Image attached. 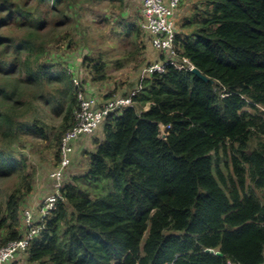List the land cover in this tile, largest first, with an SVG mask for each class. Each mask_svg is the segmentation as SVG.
<instances>
[{
	"label": "trees",
	"instance_id": "1",
	"mask_svg": "<svg viewBox=\"0 0 264 264\" xmlns=\"http://www.w3.org/2000/svg\"><path fill=\"white\" fill-rule=\"evenodd\" d=\"M84 1L0 0V179L18 177L0 188V246L22 237L34 188V170L16 147L21 130L53 128L37 102L63 114L51 171L75 124L77 88L67 68L46 58V40L72 24L62 32L67 41L79 24L69 13L82 17ZM104 1L123 14V0ZM198 3L180 24L177 51L214 82L168 66L145 76L133 104L106 116L93 147L76 157L75 141L96 129L74 139L56 208L42 222L32 209L43 228L9 264L24 256L28 264H264V0ZM8 23L25 29L13 36ZM122 27L133 33L137 59L144 29ZM104 67L89 65L91 81L105 79ZM44 80L60 84L46 90ZM33 109L32 123L23 120ZM161 124L170 126L165 139Z\"/></svg>",
	"mask_w": 264,
	"mask_h": 264
},
{
	"label": "rangeland",
	"instance_id": "2",
	"mask_svg": "<svg viewBox=\"0 0 264 264\" xmlns=\"http://www.w3.org/2000/svg\"><path fill=\"white\" fill-rule=\"evenodd\" d=\"M198 1L199 0H181L175 17L176 24L178 25L177 30L180 33H182L179 28L180 24L190 15L193 5L199 6ZM78 4L79 3H76L77 7ZM118 4V2L110 3L104 0H89V2L85 0L82 5L84 8L80 11L82 17H77V15L69 13V16L74 18V21L79 22L76 30H73V33L67 39L70 43V47H66L67 41L62 38V32L69 28H73L72 24L68 26H66L67 24H60L62 28L59 30V34L51 31L53 35L50 39L46 40L48 46L46 58L56 63L54 69L67 68L73 82L77 81L79 86L84 89L86 93L96 97L106 98L109 97L108 95L110 93L115 96L130 92L136 86L142 68L154 60H157V58L149 54V50H146V48H144L141 52L142 54L135 59L132 53V51L135 50L131 38L133 33L126 35L125 32L121 31L124 24L134 22L141 24V18H143L141 11L142 0H123V8L121 9L123 10V14L121 15ZM56 20L57 18L54 19V21ZM18 26L17 23H8L5 28V33H10L13 36L22 33L25 27ZM144 32L145 34L143 33L139 42L143 41L146 43L150 40V34L146 31ZM47 35L48 33L44 37L46 38ZM84 59L88 60L84 61ZM100 60L105 62V79L102 81H91L90 77L92 73L89 72V65L94 61ZM69 63L71 67H68ZM119 65L123 66L119 67ZM59 84L60 83L54 80H52V82L44 80L43 86L46 90H49L50 87H56ZM37 103L41 105L39 109L41 111L43 110L47 125L49 127L53 126V128L48 129L44 127L45 131L43 134H36L31 128L27 132L21 130L22 140L16 143V147L18 151L26 157L27 171L32 172L34 170V187L36 184L45 187L47 186L46 184H48V174L54 167L56 158L57 148L54 144L53 134L55 127L61 122L63 114H60L59 111L52 110V104L49 101H47L48 104H44L43 100ZM65 103L64 100L62 105ZM23 108H25V106H20V110ZM40 110H38V112ZM34 114L35 111L33 109L31 115L28 114L23 120H28L32 123L31 118ZM99 129L100 127L97 128L94 133L99 135ZM84 159L85 158H82L79 161V167L82 166ZM16 181H18L17 176H13L7 180L0 179V188L9 189L4 187L10 186ZM34 193L35 192H33V194ZM260 196L262 199V195ZM0 201H2L1 198ZM17 256L19 257V254ZM15 264L28 263L24 256L19 258V262H15Z\"/></svg>",
	"mask_w": 264,
	"mask_h": 264
},
{
	"label": "built area",
	"instance_id": "3",
	"mask_svg": "<svg viewBox=\"0 0 264 264\" xmlns=\"http://www.w3.org/2000/svg\"><path fill=\"white\" fill-rule=\"evenodd\" d=\"M180 3L181 0H142L141 11L143 19L140 25L150 34L152 46L165 55L163 59L154 60L142 68L139 74L138 86L127 95H115L102 104L97 105L95 96L86 93L78 82L74 81V85L77 88V103L73 110L75 124L61 138V164L58 169L51 171L49 174L53 180V190L44 197L37 208L41 222L56 208L57 201L61 197L63 169L70 163V153L73 148L72 141L81 135L93 133L110 113L121 107L131 106L133 104V96L141 88V81L145 76L156 72L162 73L168 66L184 71H191L193 68L194 65L190 60L186 56H181L177 51L178 30L175 17ZM169 129V125L161 124L159 136L164 138ZM34 221L33 211L24 210L22 237L0 246V264L12 263L18 257V254L20 255L27 251L33 238L39 234L44 225L43 223L36 225ZM211 250V253L215 255L218 252Z\"/></svg>",
	"mask_w": 264,
	"mask_h": 264
},
{
	"label": "crops",
	"instance_id": "4",
	"mask_svg": "<svg viewBox=\"0 0 264 264\" xmlns=\"http://www.w3.org/2000/svg\"><path fill=\"white\" fill-rule=\"evenodd\" d=\"M145 48L146 50L148 49L149 50V54L151 56H154V58H157V60L161 57V52L156 50L152 44H151V39L148 40L146 43H145ZM156 51H154L153 49ZM95 94V93H93ZM96 101H97V105H100L102 104L104 101H106V98H103V97H96ZM147 109V107H146ZM97 133L93 134L92 136H87V137H83V138H80L78 139L77 141H75L74 143V157H76L78 154L81 153V151L84 152V150H89L90 147H93V144H92V140L95 139L96 137H98V135H96ZM40 185V184H39ZM47 186H38L37 184L35 185V187L33 188V192H35L28 197V204H29V207L28 208L29 210H32V209H36L38 208L39 206V203L42 201V199L44 198V196L46 194H48V192L50 191V183H49V180H48V184H46ZM33 211V210H32Z\"/></svg>",
	"mask_w": 264,
	"mask_h": 264
},
{
	"label": "water",
	"instance_id": "5",
	"mask_svg": "<svg viewBox=\"0 0 264 264\" xmlns=\"http://www.w3.org/2000/svg\"><path fill=\"white\" fill-rule=\"evenodd\" d=\"M191 73H193L194 75H196L197 77H199V78L202 79L203 81H210L211 83L214 82V81L211 80L209 77H207L206 75H204L203 73H201L200 70H199L197 67H195V66L191 69ZM205 251H206V252H209V253L212 252V250L209 249V248L205 249ZM216 255H217V256H222V253L218 251V252L216 253Z\"/></svg>",
	"mask_w": 264,
	"mask_h": 264
},
{
	"label": "clouds",
	"instance_id": "6",
	"mask_svg": "<svg viewBox=\"0 0 264 264\" xmlns=\"http://www.w3.org/2000/svg\"><path fill=\"white\" fill-rule=\"evenodd\" d=\"M194 67V66H193ZM178 70V69H177ZM184 71V70H183ZM189 72H191V71H189ZM169 134V131H168V133H167V135ZM166 135V136H167ZM166 136L163 138V139H165L166 138ZM160 137V136H159ZM160 138H162V137H160ZM47 195V194H46Z\"/></svg>",
	"mask_w": 264,
	"mask_h": 264
},
{
	"label": "bare ground",
	"instance_id": "7",
	"mask_svg": "<svg viewBox=\"0 0 264 264\" xmlns=\"http://www.w3.org/2000/svg\"><path fill=\"white\" fill-rule=\"evenodd\" d=\"M145 31V30H144ZM147 32V31H146Z\"/></svg>",
	"mask_w": 264,
	"mask_h": 264
}]
</instances>
